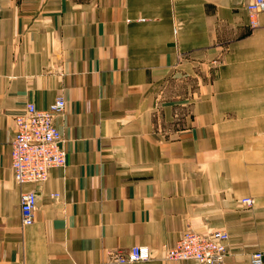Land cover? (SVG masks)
Listing matches in <instances>:
<instances>
[{"label": "crops", "instance_id": "1", "mask_svg": "<svg viewBox=\"0 0 264 264\" xmlns=\"http://www.w3.org/2000/svg\"><path fill=\"white\" fill-rule=\"evenodd\" d=\"M245 5L0 0V264H114L136 244L150 259L128 264H205L165 257L186 229L226 230L221 264L264 251V12L251 27ZM58 95L66 163L19 185L14 117Z\"/></svg>", "mask_w": 264, "mask_h": 264}, {"label": "built area", "instance_id": "2", "mask_svg": "<svg viewBox=\"0 0 264 264\" xmlns=\"http://www.w3.org/2000/svg\"><path fill=\"white\" fill-rule=\"evenodd\" d=\"M246 11L251 27L258 25L257 17L264 12V0H246ZM66 106L62 95L56 96L46 108L35 103H26L24 110L14 117V135L11 145V168L17 184L42 183L47 180L49 169L62 167L66 163V151L61 147V133L55 123ZM36 191H22L20 194V221L22 226L30 225L35 219ZM241 202L251 205L253 199L244 197ZM229 234L226 230L200 233L192 229L183 231L181 237L164 247L167 259H194L205 264H221L228 254ZM108 260L114 264H128L150 259L147 245L136 244L126 251L108 250ZM250 264H264V251L250 255Z\"/></svg>", "mask_w": 264, "mask_h": 264}]
</instances>
